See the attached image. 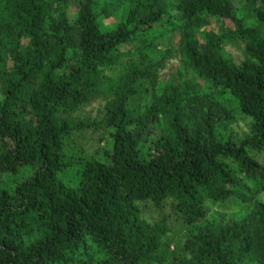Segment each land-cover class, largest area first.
Segmentation results:
<instances>
[{
  "label": "trees",
  "instance_id": "trees-1",
  "mask_svg": "<svg viewBox=\"0 0 264 264\" xmlns=\"http://www.w3.org/2000/svg\"><path fill=\"white\" fill-rule=\"evenodd\" d=\"M174 59L203 86L160 80ZM25 168L0 186V264H264L263 201L207 217L264 189V0H0V173Z\"/></svg>",
  "mask_w": 264,
  "mask_h": 264
},
{
  "label": "rangeland",
  "instance_id": "rangeland-1",
  "mask_svg": "<svg viewBox=\"0 0 264 264\" xmlns=\"http://www.w3.org/2000/svg\"><path fill=\"white\" fill-rule=\"evenodd\" d=\"M170 12H172L174 15L177 13L176 10H174L173 8H170ZM120 19H121L120 15H117L115 13H113L110 16L103 15L99 17L101 28L107 30L116 27ZM155 26L156 28H154V32L149 33L148 35H146V37L151 38L153 37L154 34H157L158 31L160 32L162 31L163 35L155 39V43L159 45V49H161L162 46L173 45L176 37L174 38L175 32L172 31V29L176 26V24L172 22L169 16L165 15L162 21L157 23ZM130 47H132V45L127 44L122 49H128ZM237 49H232L233 55L236 57L239 54L238 51L241 50L240 48ZM182 68L183 67L182 65L179 64L178 59L168 61L165 69H163L160 72V80L170 81L171 85L177 89H180L182 87L183 82L186 80L194 81L197 84V86L200 85V88L201 86H203L204 83L201 80V78H199L193 72H190L189 74L185 75ZM149 98L150 95L148 92V94H146V97H143L141 100H138V102H135V105L136 106L142 105L143 103H146L149 100ZM103 104H104V100L101 98H97L92 102L88 103L87 105L83 106L82 109L79 111V114L82 117H89V118L98 117L99 111L103 107ZM151 126H153V124L150 125V128ZM151 133L158 134L159 129H151ZM87 135H88V140L86 138L84 140L87 141V146L90 152L94 151L95 146H99L103 144L102 140L97 142L94 141L98 133L91 134V132H88ZM28 172H29L28 168H25V170H21L19 173H11V174L0 173V186L13 183L15 176L19 178ZM257 185L258 182L256 180L242 181V184L240 185L238 190L242 193L245 192L246 196L251 197L250 202L249 203L241 202L239 199L233 197L232 200L230 201L228 200L222 205L214 204L210 206L207 213V217L212 219L214 218L216 220H221V219L227 220L230 217L240 218L247 215L248 213L253 211V205L255 201L264 202V189L258 190ZM156 216H157V212L154 213V217ZM185 235H186V231H183L181 232L179 237L183 239ZM252 264H257V263H252Z\"/></svg>",
  "mask_w": 264,
  "mask_h": 264
}]
</instances>
